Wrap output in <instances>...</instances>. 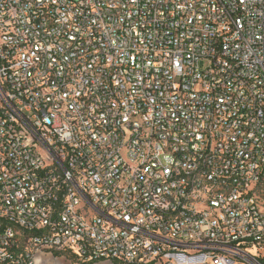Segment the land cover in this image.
<instances>
[{"label": "built area", "instance_id": "2783aa9c", "mask_svg": "<svg viewBox=\"0 0 264 264\" xmlns=\"http://www.w3.org/2000/svg\"><path fill=\"white\" fill-rule=\"evenodd\" d=\"M264 264V0H0V264Z\"/></svg>", "mask_w": 264, "mask_h": 264}, {"label": "rangeland", "instance_id": "374dc122", "mask_svg": "<svg viewBox=\"0 0 264 264\" xmlns=\"http://www.w3.org/2000/svg\"><path fill=\"white\" fill-rule=\"evenodd\" d=\"M35 264H71L64 257L55 258L53 253H39L35 256ZM96 264H109L107 262H100Z\"/></svg>", "mask_w": 264, "mask_h": 264}]
</instances>
